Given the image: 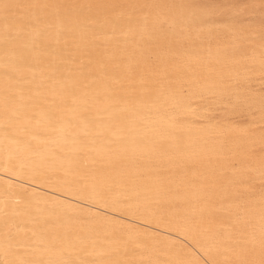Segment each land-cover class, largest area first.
<instances>
[{
	"label": "bare ground",
	"instance_id": "bare-ground-1",
	"mask_svg": "<svg viewBox=\"0 0 264 264\" xmlns=\"http://www.w3.org/2000/svg\"><path fill=\"white\" fill-rule=\"evenodd\" d=\"M130 1L0 0V264H264V91L245 123L195 101L262 85L264 30Z\"/></svg>",
	"mask_w": 264,
	"mask_h": 264
},
{
	"label": "rangeland",
	"instance_id": "rangeland-1",
	"mask_svg": "<svg viewBox=\"0 0 264 264\" xmlns=\"http://www.w3.org/2000/svg\"><path fill=\"white\" fill-rule=\"evenodd\" d=\"M206 1H208L212 4V10L215 13L233 14L232 12L235 10L236 11L240 10V11L237 13L238 15L236 17H234L236 20L235 23H232L233 25L235 24L236 26H231V28H223L222 25H217L213 29V31H207V30L202 31V37L211 39L212 36L215 37L216 35H224L226 37L231 36V38H233L234 35H236V34H238L241 37H247L253 31L264 30V21L260 17L261 14L264 15V0H190L191 3L197 4V5H204ZM129 3L132 7H136V8H132L131 10L139 11V10L143 9L141 7V3H142L141 0H131ZM148 9L150 10L149 15H152L153 14L151 11L152 6H148ZM251 13H252V15H251ZM250 16H255V19H259V20H256V23L244 24L245 22H247V20ZM257 24H260L261 26H258ZM236 27H239L242 30H240V31L237 30V32L235 33L234 30ZM228 29H231V30H228ZM248 29H249V31H248ZM225 30H228V31H225ZM179 33H177L176 35H179ZM190 34L192 35L191 31L189 32V35ZM163 36L164 37H162V40H168L169 39V36H167L166 34H164ZM184 37L185 36H177V38L174 39V41L177 42L178 44H182V45L184 44V46H186L187 40L184 39ZM135 44L137 45L136 49L143 48L144 44L148 46V48L150 49L149 50V58L152 60L151 63L156 60L155 59V54H156L155 51L156 50H158V51L162 50L160 43L157 45V43L150 44L149 42L148 43L136 42ZM169 57L173 58V56H169ZM253 80H254L253 76H247L245 80H240L239 81L240 83L238 81H237L238 83L234 82L233 84H230L231 87L233 88V90H232V88H228V90L225 93L218 92V93H220V94H218L216 92L213 94H209V96H208V94H206V96H205V94L198 93L197 94L198 96H196V99H195V101L197 100L196 104L199 106H206L208 108V112L206 113L207 118H205L207 120L211 119V116H213L212 119L218 118L220 120V119H225V118L226 119L227 118H233L234 121H236V122H240V123L241 122H243V123L249 122L250 116L248 113L251 112L252 108L246 107V105L244 103V98L235 99L236 98L235 95H237L241 92V89H239L240 91L238 90L239 85L243 86V89L244 88L247 89L250 86H252V89L256 88L255 90L264 91V79L262 81H260L262 83V85L260 84V86H259V84H256L257 81H253ZM236 83H237V85H236ZM240 86H239V88H240ZM199 96H201V97H199ZM220 98H222L223 100ZM234 100H236V101H234ZM216 101H220V102L215 103ZM210 111H213L212 114L210 113ZM259 150L264 151V146L259 148ZM187 167L190 168V170H193L194 168L199 167V164L192 162V163L188 164V166H184L183 170H185ZM170 171H172V170H170ZM186 173L188 174L189 172H186ZM189 175L192 176L193 173H189ZM261 183L264 184V178L261 180ZM182 202H185L184 199Z\"/></svg>",
	"mask_w": 264,
	"mask_h": 264
}]
</instances>
